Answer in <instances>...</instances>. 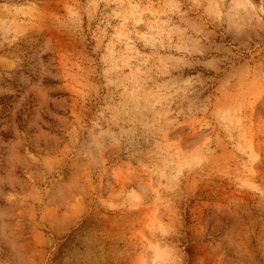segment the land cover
<instances>
[{
	"label": "rangeland",
	"instance_id": "rangeland-1",
	"mask_svg": "<svg viewBox=\"0 0 264 264\" xmlns=\"http://www.w3.org/2000/svg\"><path fill=\"white\" fill-rule=\"evenodd\" d=\"M0 264H264V0H0Z\"/></svg>",
	"mask_w": 264,
	"mask_h": 264
}]
</instances>
